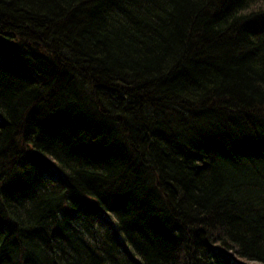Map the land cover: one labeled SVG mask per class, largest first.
Returning a JSON list of instances; mask_svg holds the SVG:
<instances>
[{
    "label": "trees",
    "instance_id": "obj_1",
    "mask_svg": "<svg viewBox=\"0 0 264 264\" xmlns=\"http://www.w3.org/2000/svg\"><path fill=\"white\" fill-rule=\"evenodd\" d=\"M249 263L264 0H0V264Z\"/></svg>",
    "mask_w": 264,
    "mask_h": 264
},
{
    "label": "water",
    "instance_id": "obj_2",
    "mask_svg": "<svg viewBox=\"0 0 264 264\" xmlns=\"http://www.w3.org/2000/svg\"><path fill=\"white\" fill-rule=\"evenodd\" d=\"M34 153H35V155H36L38 158L41 157V155H40L36 150H34Z\"/></svg>",
    "mask_w": 264,
    "mask_h": 264
},
{
    "label": "rangeland",
    "instance_id": "obj_3",
    "mask_svg": "<svg viewBox=\"0 0 264 264\" xmlns=\"http://www.w3.org/2000/svg\"><path fill=\"white\" fill-rule=\"evenodd\" d=\"M249 264H254V263H249Z\"/></svg>",
    "mask_w": 264,
    "mask_h": 264
}]
</instances>
